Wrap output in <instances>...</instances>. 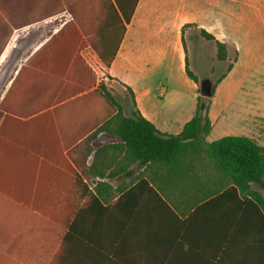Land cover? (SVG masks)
<instances>
[{
	"label": "crops",
	"instance_id": "1",
	"mask_svg": "<svg viewBox=\"0 0 264 264\" xmlns=\"http://www.w3.org/2000/svg\"><path fill=\"white\" fill-rule=\"evenodd\" d=\"M105 3L0 0V250L13 255L0 264H262L251 245L250 214L235 195L193 205L222 182L207 159L199 157V177L173 184L162 166L150 163H131L128 175L122 173L127 163L120 151L103 147L118 139L105 132L95 141L96 160L58 140L88 136L87 127L75 130L90 105L78 98L107 80L128 97L130 89L141 116L170 136L195 116L200 83L209 80L216 90L206 141L230 136L216 128L215 108L223 86H264V0H139L109 69L93 49L77 52L70 43L84 34L103 41ZM71 12L77 26L42 49L72 20ZM216 42L227 46L226 61L218 60ZM214 131L221 134L210 139ZM43 155L47 161L35 157ZM64 157L82 172L83 184ZM84 185L104 207L115 205L123 189H138L108 213L84 194ZM43 250L55 253L44 259Z\"/></svg>",
	"mask_w": 264,
	"mask_h": 264
},
{
	"label": "trees",
	"instance_id": "2",
	"mask_svg": "<svg viewBox=\"0 0 264 264\" xmlns=\"http://www.w3.org/2000/svg\"><path fill=\"white\" fill-rule=\"evenodd\" d=\"M138 2L139 0H106V24L103 41L98 42L96 37L84 34L79 41L72 40L70 42L73 46L72 50L81 52L90 47L104 62L106 69H109L117 54L120 41L125 34V26L130 23ZM71 15L72 20L60 32L59 36L47 43L42 49L46 50L50 44L60 42V36L66 30L77 26L76 12H71ZM203 36L209 41H215L213 36L205 32H203ZM216 44L218 60L226 61L228 57L227 46L219 42H216ZM232 68L233 64H229L227 72L231 71ZM186 72L191 80L199 84V80L189 70L188 66L186 67ZM215 90L216 86H213L212 97L215 94ZM128 92L132 100L130 116L124 115L122 107L112 96L107 85L100 82L98 86H91L88 94L78 98L80 100H88L90 103L87 117H85L86 112L84 111L83 119L75 122V130L87 127L88 136L58 140L59 144L64 149H69L70 147L85 148L87 149L85 160L90 155H93L96 160L100 155V151L99 148L94 149L96 148L95 141L100 133L105 132L118 139V143L103 147L120 151L122 158L127 163L125 168L122 169V173L128 175L127 168L131 163L137 162L143 165L150 163L153 166H162L164 177L173 184L181 180L188 181L196 176L199 177L201 175L197 166L199 157L207 159L211 162L212 169L219 174L222 182L212 188H207V192L203 193L202 197L193 205L211 198L218 201L228 195H235L242 207H244V211L248 210L250 214V225L253 229L251 235L254 236V238H251V245L255 248V257H258L260 262L264 264V194L261 192L264 190V148L248 137L226 136L214 142H207L206 138L212 129L209 119L210 101L204 102L203 98L198 99L195 116L185 125L179 135L162 134L136 110L134 94L130 89H128ZM0 112H2V108H0ZM35 157H40V162L48 160V156L44 155ZM64 162L67 164L68 171L72 174L75 182L83 184L82 172L72 168L65 157ZM209 162L207 165H203L204 170L205 167L211 166ZM94 176L101 178L114 177L113 173L107 172H94ZM137 189L128 191L123 189L119 193L117 203L106 207L96 199L92 192L89 194L86 186L84 187V194L90 195L103 212L109 213L112 212L117 204L132 198ZM79 204L80 202L74 203V226L81 218L78 215L79 213H77ZM48 209L49 204L45 206V210ZM1 237L3 239L5 236L0 234V239ZM6 238L4 240H7ZM26 239H33V237H26ZM26 253L32 255L34 252ZM53 253L55 252L43 250L41 255L42 258L48 259ZM59 254H64V249ZM1 259H13V255L11 252L0 250Z\"/></svg>",
	"mask_w": 264,
	"mask_h": 264
},
{
	"label": "rangeland",
	"instance_id": "3",
	"mask_svg": "<svg viewBox=\"0 0 264 264\" xmlns=\"http://www.w3.org/2000/svg\"><path fill=\"white\" fill-rule=\"evenodd\" d=\"M185 43L189 50V55L192 57L193 44L188 35L185 37ZM106 85L112 96L122 107L124 115H130L132 103L126 91H122L111 80H107ZM199 98H203L200 96V92ZM208 100L210 99L203 98L204 102ZM245 102L249 103L250 106L243 108V103ZM256 102L260 104L253 107L254 104H257ZM258 110L260 112L258 117H256L257 115H251L252 112L256 113ZM214 116L218 119L216 128L217 126L219 128L222 127L228 133L227 135L230 136L249 137L253 135L254 141L264 148V86H223L219 92L218 106L215 108ZM219 134H221L219 131H214L210 139H213ZM261 192L264 194V190Z\"/></svg>",
	"mask_w": 264,
	"mask_h": 264
},
{
	"label": "water",
	"instance_id": "4",
	"mask_svg": "<svg viewBox=\"0 0 264 264\" xmlns=\"http://www.w3.org/2000/svg\"><path fill=\"white\" fill-rule=\"evenodd\" d=\"M213 94V85L209 80L200 83V95L203 98L210 99Z\"/></svg>",
	"mask_w": 264,
	"mask_h": 264
}]
</instances>
